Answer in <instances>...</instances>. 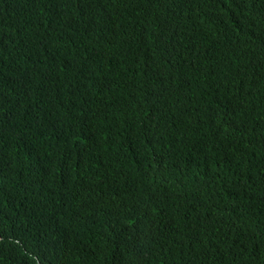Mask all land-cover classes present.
Returning a JSON list of instances; mask_svg holds the SVG:
<instances>
[{
  "label": "trees",
  "instance_id": "1",
  "mask_svg": "<svg viewBox=\"0 0 264 264\" xmlns=\"http://www.w3.org/2000/svg\"><path fill=\"white\" fill-rule=\"evenodd\" d=\"M0 264H264V0H0Z\"/></svg>",
  "mask_w": 264,
  "mask_h": 264
}]
</instances>
